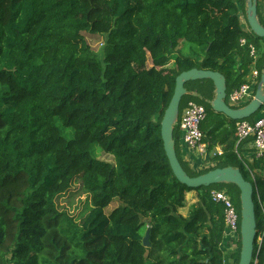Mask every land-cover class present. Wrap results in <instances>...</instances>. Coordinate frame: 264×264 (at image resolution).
<instances>
[{"label":"trees","instance_id":"16d2710c","mask_svg":"<svg viewBox=\"0 0 264 264\" xmlns=\"http://www.w3.org/2000/svg\"><path fill=\"white\" fill-rule=\"evenodd\" d=\"M245 3L0 0V264H226L234 256L237 264L240 240L224 256V211L210 191L226 189L240 219L238 188L180 183L160 122L182 71L219 72L226 92L248 82L252 62L260 78L264 39L250 31ZM87 33L103 35L101 52ZM180 41L199 53H176ZM187 83L179 114L189 100L203 105L214 118L208 149L219 145L221 153L192 171L178 155L174 126L177 158L191 177L233 167L252 183L253 264H264V155L241 157L237 121L212 110L210 80ZM191 191L196 202L184 216L178 209ZM67 194L86 195L85 207L60 208Z\"/></svg>","mask_w":264,"mask_h":264},{"label":"water","instance_id":"95a60500","mask_svg":"<svg viewBox=\"0 0 264 264\" xmlns=\"http://www.w3.org/2000/svg\"><path fill=\"white\" fill-rule=\"evenodd\" d=\"M245 1L246 21L249 29L256 37L264 39V26L260 24L257 16L258 0ZM197 80H210L213 83L215 97L211 102V108L214 112L221 113L226 118L234 121H240L253 116L264 103V68L261 71L253 98L247 104L239 108H231L225 103L226 81L224 76L219 72L198 68L182 71L175 77L173 93L160 122L163 148L172 173L180 183L190 188L208 187L221 183L232 184L238 188L240 201V251L237 264H253L256 220L252 183L243 177L238 168L233 167L216 168L198 176L191 177L184 171L176 155L173 131L179 116V105L182 97L191 93L186 90L184 84ZM142 242L144 245L148 244L147 231Z\"/></svg>","mask_w":264,"mask_h":264},{"label":"built area","instance_id":"2783aa9c","mask_svg":"<svg viewBox=\"0 0 264 264\" xmlns=\"http://www.w3.org/2000/svg\"><path fill=\"white\" fill-rule=\"evenodd\" d=\"M241 45L246 42L244 39L240 41ZM250 56L256 60L257 51L253 44L248 45ZM251 80L243 83L237 88L226 92L225 103L231 108H239L247 104L254 95L258 78V70L254 69L251 73ZM259 112L252 118L251 121L240 120L236 122L235 135L237 144L249 143L251 155L248 161L251 163L258 160L264 155V103L261 105ZM206 118V109L203 105L189 100L179 114L175 124L178 137L186 148L195 151L198 156L204 157L208 154V143L205 140L204 133L200 129L201 123ZM214 152V151H213ZM220 154L221 151L215 150ZM210 197L213 202L220 204L224 211V236L223 240L227 241L232 249L237 248V242L240 240L239 226L240 219L232 197L226 189H212Z\"/></svg>","mask_w":264,"mask_h":264},{"label":"crops","instance_id":"0c3cea01","mask_svg":"<svg viewBox=\"0 0 264 264\" xmlns=\"http://www.w3.org/2000/svg\"><path fill=\"white\" fill-rule=\"evenodd\" d=\"M257 11H258V15H259L260 20L264 24V0H258ZM254 64L255 63H253V62H252V64H250L249 70L245 76L246 79H249V77H251V73L255 69ZM183 107H182V109H183ZM179 136H180V133L178 132V137ZM249 147H250V144L246 143V142H244L243 144H241L239 146L238 152L242 158L248 159L250 157L251 151L249 150ZM220 148L221 147L219 145H215L211 148L210 153H212L215 150L221 151ZM177 149H178V155H179L180 159L192 171H200L203 168H207V167H210L213 165V162L211 161L209 153L204 157L198 156L195 151H192V150L186 148L185 145L180 141L179 138H177ZM195 202H196L195 192H193V191L187 192L185 194L184 207L178 209V211L182 215L186 216L187 212H188V208L192 204H194ZM221 249L223 251L224 256H229L230 254L235 253V251H236L235 248L232 249L230 244L225 240L222 241ZM234 261H235V256L233 258H231L226 264H234Z\"/></svg>","mask_w":264,"mask_h":264},{"label":"rangeland","instance_id":"374dc122","mask_svg":"<svg viewBox=\"0 0 264 264\" xmlns=\"http://www.w3.org/2000/svg\"><path fill=\"white\" fill-rule=\"evenodd\" d=\"M84 37H85V40L88 42V44L91 46L92 49H94L96 52H101L102 45H103V42H104L103 35L87 33V34L84 35ZM196 47L197 46H195V45H190L188 43L180 41V43L178 45V48L176 49V53H179V54H182V55L197 54V53H199L198 52L199 50L196 51L195 50ZM147 65L150 66V60L147 61ZM171 65H172V61H170V63L168 64V67H170ZM251 77H252V75H251ZM251 77H249V79H247V80H251L250 79ZM255 81L258 83L259 82V78H256ZM190 82H192V81H190ZM257 113H255L254 115H256ZM206 116H207L205 118L206 121L204 120L205 122L203 121L204 123L202 122L201 125H200V129L202 130V132L204 133L205 136H206L205 132L209 129V127L211 125L210 123L214 119L211 116L210 113H208V114L206 113ZM93 148L96 149L93 152V154L98 159H101V160H104V161H107V162H112V156H110L109 154L103 153L99 149L98 146H93ZM208 153H209L210 156H212V154L210 153V150H208ZM86 197L87 196L83 195V194L82 195H77V196H74V197L71 196L70 194L63 195L62 197H60L58 199V204H59L60 208H65L66 210H70L71 213L73 214V213H75V211H77L79 209L82 210L85 207ZM112 207H113V205H111L108 209H111Z\"/></svg>","mask_w":264,"mask_h":264}]
</instances>
